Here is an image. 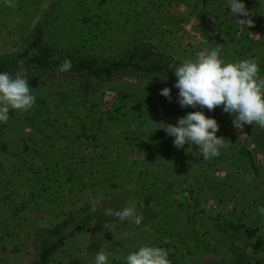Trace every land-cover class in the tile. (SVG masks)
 I'll return each mask as SVG.
<instances>
[{"label": "rangeland", "instance_id": "obj_1", "mask_svg": "<svg viewBox=\"0 0 264 264\" xmlns=\"http://www.w3.org/2000/svg\"><path fill=\"white\" fill-rule=\"evenodd\" d=\"M12 2L15 7L0 0V59L25 50L38 26L47 45L69 56L120 59L138 38L164 53L154 30L167 28L187 7L210 27L208 41L188 43L195 52L190 58L219 46L226 62L255 58L264 77V0H242L251 27L237 22L227 0ZM210 16L217 19L211 36ZM29 84L35 105L10 110L8 122H0V264H36L35 236L57 224L70 232L95 201L96 217L49 264H95L101 251L108 264H126L145 244L166 249L172 264H249L238 263V252L264 264V215L258 212L264 206V128L235 127L222 106L182 108L160 94L163 82L114 81L88 107L70 85ZM192 111L218 122L217 136L228 145L218 157L203 159L195 144L178 149L174 137L157 129ZM16 121L23 130L30 126L26 156L6 152L5 134ZM132 204L143 216L139 226L104 214ZM145 225L150 230L142 231Z\"/></svg>", "mask_w": 264, "mask_h": 264}, {"label": "clouds", "instance_id": "obj_2", "mask_svg": "<svg viewBox=\"0 0 264 264\" xmlns=\"http://www.w3.org/2000/svg\"><path fill=\"white\" fill-rule=\"evenodd\" d=\"M227 2L231 14L240 25L254 26L250 12L242 0ZM5 3L9 7H15L12 0H5ZM71 67V61L65 60L58 71L68 72ZM173 71L177 77L174 87L179 90L177 101L182 108L199 106L213 111L222 106L225 113H231L234 117L235 127L255 124L264 128V77L259 75L255 58L226 62L222 58V49L218 46L198 52L195 58L183 60ZM160 94L171 101L170 88H163ZM35 103L36 97L32 94L23 61L18 62L15 75L0 72V122H8L10 110L26 112ZM160 124L164 126L157 129H163L167 135L174 137L173 144L176 148L182 149L186 143L195 144L201 149L205 160L218 157L221 149L228 146L225 138L217 136L220 126L216 119L207 117L203 111L187 113L178 119L176 125ZM99 204L100 201L93 202L90 211L95 213ZM258 212L264 215V206ZM104 214L115 216L121 221L129 220L137 226L143 221V216L137 214L135 204L122 210L106 208ZM141 230L150 229L145 225ZM94 261L95 264H108V256L103 251L98 252ZM126 264H172V261L166 249L145 244L126 257Z\"/></svg>", "mask_w": 264, "mask_h": 264}, {"label": "trees", "instance_id": "obj_3", "mask_svg": "<svg viewBox=\"0 0 264 264\" xmlns=\"http://www.w3.org/2000/svg\"><path fill=\"white\" fill-rule=\"evenodd\" d=\"M44 30L36 27L25 50L13 58L0 59V72L15 75L18 71V62H24L29 82L45 86L48 84H67L72 86L79 95L83 107H88L91 99L105 85L121 79H139L152 83H165L171 89V97L177 99L179 90L174 87L177 77L173 69L182 61L162 53L145 39L138 38L131 44L130 50L120 59L100 60L94 56H69L59 52L44 42ZM65 60L71 61L72 67L68 72L58 71ZM252 126V125H250ZM245 129H249L247 125ZM91 207L84 208V217L70 231L65 226L57 224L40 231L35 236V247L39 252L36 264H49L50 259L62 246L81 232L89 224V220L96 217L90 211ZM235 259L240 262L253 263V258L238 252ZM220 264V263H214Z\"/></svg>", "mask_w": 264, "mask_h": 264}, {"label": "crops", "instance_id": "obj_4", "mask_svg": "<svg viewBox=\"0 0 264 264\" xmlns=\"http://www.w3.org/2000/svg\"><path fill=\"white\" fill-rule=\"evenodd\" d=\"M176 5L175 3L172 6ZM183 7V5H180ZM186 10L183 16H174L179 17L175 22H171V20L167 21V28H160L158 30H154L156 37L160 38L159 47L164 53H169L171 57H176L178 59H189L194 56L193 51L188 48V43H197L198 41H208L205 33L210 27L206 26L203 22H206L200 16L199 12L195 10V14L188 15L187 13H191V8L185 7ZM200 16V18H199ZM211 18V16H210ZM216 20L214 17L210 19V23H214L211 28V32H209L210 36L212 34L213 26L216 24ZM172 27V28H171ZM259 28V27H258ZM167 39V42L164 41ZM179 43V45H177ZM166 51V52H165ZM169 55V56H170ZM24 121V120H23ZM14 127L6 132L5 143H6V152L11 153L14 152L18 154V156H26L23 148V141L27 140V138L32 137L26 134L29 131L30 126H26L23 130L20 127L18 121L13 124ZM33 131V129H32ZM24 153V154H23Z\"/></svg>", "mask_w": 264, "mask_h": 264}]
</instances>
